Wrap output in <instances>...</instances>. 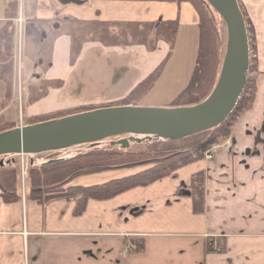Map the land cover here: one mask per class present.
<instances>
[{
	"label": "crops",
	"instance_id": "1",
	"mask_svg": "<svg viewBox=\"0 0 264 264\" xmlns=\"http://www.w3.org/2000/svg\"><path fill=\"white\" fill-rule=\"evenodd\" d=\"M12 1L0 0V31L7 21L11 23L8 29L13 31L12 99L7 109L15 100L16 80L21 91L23 87L25 101L30 87L43 81L61 82L31 105L24 101L26 106L21 111L25 117L109 106L124 98L170 51L165 41H159L153 51L143 45L106 47L84 42L71 65V18L177 21V33L189 34L186 56L190 58L185 61L186 68L184 63L169 64L173 58L170 55L162 74L170 66L171 71H180L173 94L178 95L188 81L199 22L191 2L81 0L80 4L69 3L66 9H58L57 0H17L18 15L6 18L4 11ZM238 3L254 37V70L250 77L255 93L251 104L231 126L229 148L217 151L209 161L191 160L165 176L107 198L56 197L40 204L21 196L19 201L6 202L0 189V264H264V197L257 199L254 195L264 187V0ZM19 17L23 20L20 26L16 24ZM62 17L66 18L61 33L57 22ZM18 33H25L26 41L25 53L21 45L19 67L15 59ZM1 49L0 39V54ZM165 91H169L167 87ZM201 172L202 210L195 211L192 179ZM118 173L119 177L114 178L132 176ZM100 174L82 177L85 179L71 186L89 187L110 181H105L108 175ZM136 243H142L141 251L135 250Z\"/></svg>",
	"mask_w": 264,
	"mask_h": 264
},
{
	"label": "trees",
	"instance_id": "2",
	"mask_svg": "<svg viewBox=\"0 0 264 264\" xmlns=\"http://www.w3.org/2000/svg\"><path fill=\"white\" fill-rule=\"evenodd\" d=\"M177 1L191 2L195 6L199 16L197 25V48L193 66L187 83L177 95L178 101H183L184 103L175 104L177 106H190L203 101L212 91L217 80L225 49L222 48L224 46L221 47L215 25L210 17L209 10L213 9L203 0ZM242 14L246 23L249 48L254 54L255 44L252 27L243 12ZM4 15L6 18H14L18 15L17 0L8 3ZM217 17L224 26L222 19L218 15ZM69 20L71 21L69 46V63L71 65L78 58L84 42H98L106 47L143 45L148 51L155 50L159 41H165L169 44L170 51L161 64H159V66L145 79L136 84L124 98L111 103L109 106H137L141 104V100L149 93L159 79L164 63L171 55L173 46L169 41H172L170 38L178 31V22L175 20L145 23L119 21L103 22L97 20L80 21L72 18ZM10 25L11 23L7 21L0 31V39L3 45V50L1 49L2 51L0 54V80L3 83L0 110L6 109L12 99L10 76L12 73L11 48L13 31L12 29H8ZM252 61L254 62V59L250 60L244 88L238 98L236 106L228 115L227 119L210 130L183 138L189 142L186 146L184 145V148L179 150L175 148L164 150L158 147H150L149 150L133 151L130 148L121 149L119 146H111L110 143L100 146L102 144L101 142L96 147L84 145L82 149L72 151L63 158L56 157L54 159L40 161L38 160L40 157H37L39 155H32V161L29 163L24 185L25 198L34 200L40 204L56 197L80 196L82 199L90 197L99 199L107 198L128 188L146 184L165 176L191 160L202 158L204 152L213 144L223 143L228 138L232 123L251 104L255 93L254 80L249 76L251 71L254 70V63ZM60 84L61 82L58 81H43L37 87H30L27 92L26 103L31 104L43 98L47 95L48 87H58ZM103 107L107 106L56 110L43 115L25 117L24 124H36ZM14 127L15 124L6 121L1 113L0 132ZM146 142L155 144L156 142L162 141L151 140ZM62 152L65 153L67 150H63ZM159 155L162 157L157 158ZM50 160L56 161L47 163V161ZM144 163H152V166L129 177L111 180L101 185L89 187L71 186L66 190L63 189V186L69 180L80 175ZM203 185L204 175L201 172L196 174L192 179V193L196 198L194 204L195 211L202 210ZM0 189L1 195L6 202H14L21 199L20 175L18 164L14 159H9L5 166L0 167ZM142 246V243H136L135 250L141 251ZM209 248L210 250L212 249L210 246ZM221 250H223V248H221Z\"/></svg>",
	"mask_w": 264,
	"mask_h": 264
},
{
	"label": "water",
	"instance_id": "3",
	"mask_svg": "<svg viewBox=\"0 0 264 264\" xmlns=\"http://www.w3.org/2000/svg\"><path fill=\"white\" fill-rule=\"evenodd\" d=\"M80 4V0H57ZM222 19L226 28L225 50L215 85L201 102L166 108L111 106L84 111L0 132V157L36 155L74 146L96 147L102 141L128 149L131 143L180 140L223 123L244 88L249 69V38L238 0H203ZM57 26V25H55ZM56 160L47 161V163ZM5 162L0 159V167Z\"/></svg>",
	"mask_w": 264,
	"mask_h": 264
},
{
	"label": "rangeland",
	"instance_id": "4",
	"mask_svg": "<svg viewBox=\"0 0 264 264\" xmlns=\"http://www.w3.org/2000/svg\"><path fill=\"white\" fill-rule=\"evenodd\" d=\"M55 3L57 5L58 9H66V7H67V5L58 4L57 2H55ZM71 5H74V4H71ZM209 11H210V17L213 20L216 32L218 34V39L220 41L221 47L224 46L222 48L225 49V42H226V28H225V24L223 26V24L221 23V21L217 17V15H218L217 13H215L213 10H209ZM64 16H67V13H65ZM65 18L66 17H62L61 20H59L57 22V24L59 26L57 28V31H59L61 33L64 32V29H65V26L63 24L64 21H62V20H65ZM18 36H19V40H20V46L22 45V51L25 53V50H26L25 33H24V35L22 33H18ZM170 39L172 41H169V42L172 43V46H173L172 47V52H171V55L173 56V58H172L171 61H169V64L172 65V63H176V65L177 64L178 65H182L184 63L185 66L188 65V63H186L185 61H188L189 58H190L189 56H186L187 55V51H188V47H189V44H190V43L188 44V42H187V40H190L189 34L188 33H176ZM168 46H169V44H168ZM189 49L192 50V47H190ZM169 50H170V47H169ZM170 67H167V69L164 70V75L161 72V74H160L161 77H159V79L157 80V82L155 83L153 88L141 100V106L166 108V107L177 106L175 104L184 103L183 101H181V102L178 101L177 94H173L172 93V88L173 89H175V88L177 89V87H178V81H179L178 75H179L180 71L179 70H176L175 72L171 71ZM186 68H187V66H186ZM18 76H19V74H18ZM175 76H176V78H174ZM166 87L168 88L169 91L163 92V90ZM2 91H3V83L0 80V95L2 94ZM47 91H49V87H48ZM14 95H15V100H14L12 106L10 108H8V109L6 108L7 110H5V109L4 110H0V114L1 113L3 114V116L5 117L6 121L12 122L15 125H22V124L25 123V113L22 112L21 110L23 108V111H24L25 106H26V104H25L26 101H25V99H23V95H24L23 87H22V91H21L19 89V85H18V81L17 80L14 83ZM24 101H25V103H24ZM21 102L23 103L22 105H21ZM103 106H106V105L104 104ZM47 113L48 112L46 111V112L38 113L37 115H43V114H47ZM234 122L232 123V125L234 124ZM110 140L111 139L103 141L100 146L106 145L107 143H109ZM188 143L189 142L184 140V139H180V140H163L162 142H156L155 144L143 141V142H140V143H132L129 146V148L131 150H133V151L149 150L150 147H158L159 149H164V150H167V149H170V148H175L176 150H179L181 148H184V145L186 146ZM83 147H84V145L74 146L72 148H69L67 150V153H65V154H63L62 152H59V153L48 152V153L40 154L37 157H40L38 159L40 161L41 160L44 161L46 159H54V158L60 157L62 155L67 156L68 153H71L72 151H77L79 149H82ZM222 149L227 150L228 148H226L224 146H221L217 150L218 153ZM7 157H12V156H7ZM18 157L17 156H13L11 159H14L15 161H17L18 169L21 172L20 163H19L21 158H18ZM161 157H162L161 155L157 156V158H161ZM24 160H25L24 168L26 170V164L28 166V163H30L31 158L29 156H27V157L24 158ZM197 160H202V158H198ZM151 166H152V163H144V164H139V165H135V166L104 170V171H100V172H97V173H101L100 175H108V178H106L105 181L106 180H110L111 181V180L119 179V178H114L116 176L119 177L118 176L119 175L118 172H125L126 174H124V175H127V174L133 175L134 173L146 170L147 168H149ZM93 174L94 173H89V174H84V175L77 176V177L73 178L72 180H69L64 186L66 187V186H71L72 184H76L77 180L85 179V178H82V177H89L90 175H93ZM121 176H123V175H121ZM261 179L264 180V178H261ZM21 186H22L21 190H22V193H23L24 184H22ZM259 191H260V193L256 192L257 194H254V195H256L257 199H259L258 197H264V187H261ZM255 206H256V204H255ZM262 206H259V207H262Z\"/></svg>",
	"mask_w": 264,
	"mask_h": 264
},
{
	"label": "built area",
	"instance_id": "5",
	"mask_svg": "<svg viewBox=\"0 0 264 264\" xmlns=\"http://www.w3.org/2000/svg\"><path fill=\"white\" fill-rule=\"evenodd\" d=\"M22 23V19L19 17L16 20V24L20 26V24ZM16 54L17 56L15 57L17 65L19 67V61H20V54H21V46H20V40H19V36H18V40H17V45H16ZM19 70V69H18ZM218 146L214 145L212 146L205 154V159L210 160L213 157V154L216 152ZM23 174H24V170H22ZM128 251V248L125 249V252Z\"/></svg>",
	"mask_w": 264,
	"mask_h": 264
},
{
	"label": "flooded vegetation",
	"instance_id": "6",
	"mask_svg": "<svg viewBox=\"0 0 264 264\" xmlns=\"http://www.w3.org/2000/svg\"><path fill=\"white\" fill-rule=\"evenodd\" d=\"M238 119V118H237ZM122 137V136H121ZM121 137H113V138H111V140L113 139H115V140H117V139H119V138H121ZM230 143H231V140H230V135L228 136V148H229V146H230Z\"/></svg>",
	"mask_w": 264,
	"mask_h": 264
}]
</instances>
